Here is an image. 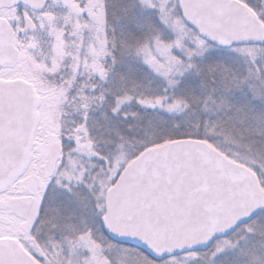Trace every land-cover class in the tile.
I'll return each instance as SVG.
<instances>
[{
	"label": "snow or ice",
	"instance_id": "obj_1",
	"mask_svg": "<svg viewBox=\"0 0 264 264\" xmlns=\"http://www.w3.org/2000/svg\"><path fill=\"white\" fill-rule=\"evenodd\" d=\"M102 5L110 63L101 78L116 91L104 90L101 105L112 98L119 115L123 101L137 103L145 112L169 117L177 131L187 125L190 134L213 143L231 139L264 159V40L245 47L251 42L224 34L196 29L178 34L171 28L172 0H102ZM109 15L115 20L110 33ZM158 45L167 57L152 56ZM125 61L127 69L121 70ZM62 167L66 171L53 178L41 203L42 213L45 203L49 208L41 222L53 240V264H139L126 247L128 238L108 227L105 174L82 162ZM253 171L257 178L248 191L219 194L198 210L202 239L163 255L141 241L139 251L155 261L174 258L175 264H264V168ZM241 197L246 206L238 210L234 201Z\"/></svg>",
	"mask_w": 264,
	"mask_h": 264
},
{
	"label": "water",
	"instance_id": "obj_2",
	"mask_svg": "<svg viewBox=\"0 0 264 264\" xmlns=\"http://www.w3.org/2000/svg\"><path fill=\"white\" fill-rule=\"evenodd\" d=\"M21 1L43 11L46 0H0V8ZM186 23L209 36L221 34L249 41L264 40V23L241 0H179ZM27 17L21 34L34 30ZM19 50L14 29L0 17V66L15 67ZM37 98L33 86L22 79L0 80V189L24 167L37 123ZM52 150L49 159H55ZM50 160L48 163H50ZM256 174L231 160L202 139H179L143 150L124 167L106 192L108 227L138 247L143 241L157 255H163L203 238L198 210L219 194L249 190ZM16 215L35 224L38 219L34 198L12 197L3 202ZM246 206L243 197L234 207ZM225 221L224 227L228 226ZM139 248V247H138ZM0 264H40L17 239L0 238Z\"/></svg>",
	"mask_w": 264,
	"mask_h": 264
},
{
	"label": "rangeland",
	"instance_id": "obj_3",
	"mask_svg": "<svg viewBox=\"0 0 264 264\" xmlns=\"http://www.w3.org/2000/svg\"><path fill=\"white\" fill-rule=\"evenodd\" d=\"M102 11V0H48L45 10L34 17L36 29L22 41L18 64L12 69L0 70V76H17L33 84L39 100L37 109L39 122L27 164L18 178L0 190V238L19 239L43 264H53L55 252L49 228L41 222V219L47 216L49 208L45 203L42 213L41 203L44 191L53 178L66 171L62 165L82 162L89 168H98L100 173L105 174V200L107 190L113 186L127 165L123 157L104 159L94 151L93 144L88 140L85 123L81 124L78 120L82 113L84 115L86 106L78 107L76 113H70L69 116L63 109V104L64 108L69 106L67 100L73 91L71 84L76 82V76L79 74L84 78L96 75L103 68L108 48L104 43V25L100 23ZM169 13L172 16L171 28L174 32L183 35L194 34V29L183 18L179 0H172ZM0 16L7 18L12 24L22 25L23 16L17 10L0 9ZM255 46L256 44L245 45ZM152 56L167 57L164 45H158ZM80 92L81 90L73 98L78 101L75 104L80 102L83 104L86 101ZM55 125H59L58 132L54 131ZM55 140L62 143L65 150L60 153L53 168L47 169L46 154L50 144ZM203 140L252 171L253 166L264 168V159L254 157L231 139H224L219 144L208 139ZM101 160L103 163H100ZM35 174L40 178L38 183L34 180ZM24 177L26 178L23 180ZM22 183L34 188L33 198L38 201L36 207L39 220L32 225L3 205L9 198L23 195L20 192ZM126 247L139 260V264H175L174 258L166 257L155 261L140 252L138 247L132 245Z\"/></svg>",
	"mask_w": 264,
	"mask_h": 264
},
{
	"label": "trees",
	"instance_id": "obj_4",
	"mask_svg": "<svg viewBox=\"0 0 264 264\" xmlns=\"http://www.w3.org/2000/svg\"><path fill=\"white\" fill-rule=\"evenodd\" d=\"M241 1L255 10L261 19V15L264 14V7H261L264 6L262 4L263 0L262 3H260V0ZM261 20L264 22V19ZM108 21V31L110 33L115 20L109 15ZM116 28L117 35H119L120 25L116 24ZM106 62L110 63L108 53L103 62V68L98 74L84 78L78 74L76 76L77 83L71 84L73 91L68 96L69 106L64 108L65 105L63 104V109L68 113V116L70 113H76L78 107L86 106L84 115L82 113L78 120L83 124L85 118L87 119V123L84 125L88 130V140L93 144L94 151L100 157L104 159L123 157L126 164L143 150L152 146L179 139H203L190 134L192 129L187 125L180 131L173 129L169 117L158 113L145 112L137 103H123L119 115L112 111L116 106L112 98L105 100L101 105L100 96L104 90L116 91L111 83L105 84L102 81L101 72L105 71L104 64ZM126 69L127 62L125 61L121 70ZM156 84L158 85L159 81ZM82 88H84L83 91ZM79 90H81L80 95L86 99L83 104L80 102L82 100H79L80 103L75 104L78 101L73 99L79 93ZM121 99L123 100V97ZM97 147H99V151L96 150Z\"/></svg>",
	"mask_w": 264,
	"mask_h": 264
},
{
	"label": "flooded vegetation",
	"instance_id": "obj_5",
	"mask_svg": "<svg viewBox=\"0 0 264 264\" xmlns=\"http://www.w3.org/2000/svg\"><path fill=\"white\" fill-rule=\"evenodd\" d=\"M47 1V3H48V0H46ZM1 9H3V10H5V11H15V10H17L22 16H23V22H22V25H16V24H12V27H13V29H14V43H15V45H16V47L18 48V50H19V60H20V53H21V44H22V41L25 39V37L26 36H28V35H30V34H32L33 32H34V30L36 29V22H35V20H34V17H35V15L36 14H38V13H41V12H43V11H36V10H34V9H32V8H30L27 4H25L23 1H21L18 5H15V6H13V7H6V6H4V7H2ZM27 17H29L32 21H33V23H34V25H35V27H34V30L32 31V32H30V33H27V34H21V30H22V28H23V26H24V21H25V18H27ZM19 60H18V62H19ZM18 64V63H17ZM12 68H14V67H12ZM12 68H10V67H2V66H0V70H6V69H12ZM15 79H22V78H20V77H17V76H15V77H6V76H0V80H3V81H9V80H15ZM22 80H24V79H22ZM24 81H26V80H24ZM27 82V81H26ZM30 83V82H29ZM31 84V83H30ZM32 86H33V84H31ZM33 88H34V86H33ZM34 91H35V88H34ZM35 94H36V91H35ZM36 98H37V105H36V114H37V123H36V127H37V125H38V122H39V117H38V112H37V109H38V106H39V100H38V97H37V94H36ZM55 124H57V121L55 122ZM36 127H35V129H34V131H33V135H32V138H31V142H30V147H29V154H30V150H31V147L33 146V142H34V133H35V130H36ZM54 131L55 132H58L59 131V125H55V127H54ZM52 150H56L57 151V155H56V157H55V159H53V160H50L49 159V154H50V152L52 151ZM63 150H65V148H64V145L62 144V143H60V142H58V141H53L51 144H50V146H49V151H48V153L46 154V157H47V161H46V164H45V167L47 168V169H52L53 168V166H54V164L56 163V161L58 160V158H59V156H60V153L63 151ZM29 154H28V157H29ZM27 157V158H28ZM49 160H50V163H48L49 162ZM26 164H27V162H26ZM26 164H25V166H26ZM25 166L23 167V169L15 176V177H13L10 181H12V180H14V179H16V178H18L21 174H22V171L24 170V168H25ZM26 177H24L23 178V180L25 179ZM34 180H35V182L36 183H38V182H40V178H39V176L37 175V174H35L34 175ZM9 181V182H10ZM4 188V187H3ZM2 188V189H3ZM1 189V190H2ZM20 192L21 193H23V195H21V196H17V197H19V198H25V197H34V188H31V187H29V186H27V185H25V184H21L20 185ZM35 198V197H34ZM36 202H37V204H38V201L37 200H35ZM39 215H40V213H39ZM25 220H26V223L30 220V218L29 217H27V218H24ZM39 220V219H38ZM18 241H19V243L39 262V263H41V264H43L42 263V261L39 259V258H37L36 256H35V254H33V253H31L27 248H26V246L24 245V243H22V241H20L19 239H17Z\"/></svg>",
	"mask_w": 264,
	"mask_h": 264
}]
</instances>
